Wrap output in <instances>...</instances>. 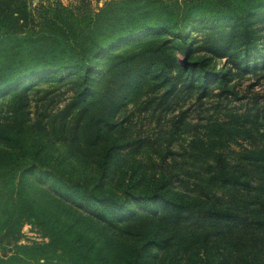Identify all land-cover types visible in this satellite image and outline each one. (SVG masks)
Wrapping results in <instances>:
<instances>
[{
    "label": "trees",
    "instance_id": "1",
    "mask_svg": "<svg viewBox=\"0 0 264 264\" xmlns=\"http://www.w3.org/2000/svg\"><path fill=\"white\" fill-rule=\"evenodd\" d=\"M31 1L0 0V94L38 76L58 73L63 78L82 71L70 106L80 107L81 118L96 108L90 122L97 135L103 127L116 126V114L136 89L129 91L152 64L168 84L164 95L197 89L199 98L214 89L218 97L234 96L232 70L264 68V27L257 26L264 23V0H110L96 11H75L76 19L73 10L54 3L44 17L45 29L26 34L34 21ZM80 12L87 15L83 22L77 20ZM192 25L216 31L228 26L225 37L209 34L205 44L212 55L227 57L230 67L216 69L205 59L193 60L187 33ZM170 27L176 29L180 61L166 51L164 41L113 53L125 39ZM229 48L236 50L234 56H228ZM101 58L114 61L99 66ZM261 117L264 107L256 111L255 118ZM117 150L114 143L107 145L93 186L48 163L39 148L22 177L36 171L59 180L97 218L126 226L141 239L140 245L126 247L128 253L117 246L95 248L86 235L23 196L18 185L13 210L0 219V246L13 248L8 256H0V264H154V249L169 253L162 264H264V142L231 156L215 148L198 149L205 166L193 172L191 188L178 189L172 174L162 171L147 191L131 183L119 195L103 193L107 163ZM136 205L145 211L137 215ZM25 223L43 240L20 243ZM197 247L201 254L193 256Z\"/></svg>",
    "mask_w": 264,
    "mask_h": 264
},
{
    "label": "rangeland",
    "instance_id": "2",
    "mask_svg": "<svg viewBox=\"0 0 264 264\" xmlns=\"http://www.w3.org/2000/svg\"><path fill=\"white\" fill-rule=\"evenodd\" d=\"M108 1L32 0L30 8L34 21L26 34L45 29L44 17L51 12L54 3L73 10L72 18L76 19L75 11L84 7L96 11ZM166 1L175 3L177 0ZM80 14L77 20L85 21L87 15ZM257 26L264 27V23ZM227 32V25L217 31L208 26L192 25L187 33L194 49L193 60L205 59L216 69L230 67L232 62L227 57L212 55L205 44L209 34L225 37ZM261 32L264 33V29ZM152 36L156 38L151 40ZM133 40L136 42L131 44ZM154 41H164L166 51L173 52L180 61L174 27L125 39L113 53ZM262 42L264 47V40ZM235 52L229 48L228 56H234ZM113 61L101 58L98 65ZM232 72L229 84L235 91L234 96L218 97L216 89L203 98L198 97L197 89H182L166 96L168 84L163 83V75L152 64L149 72L129 91L136 89L134 96L116 114V126L103 127L98 135L90 122L96 108L81 118L80 107L70 106L79 90L82 71L63 78L58 73L38 76L3 92L0 94V219L13 210V197L17 196L19 185L23 196L35 199L47 212L70 225L73 231L86 235L95 248L107 251L117 246L123 248V253H128L126 247L132 249L140 245L141 239L128 232L126 226L121 223L115 226L97 218L80 198L63 187V183L43 172H29L22 177V171L29 168L32 152L39 148L48 163L58 165L66 175L93 186L99 177L105 148L114 143L118 150L113 161L107 163L110 172L104 177L107 181L100 188L101 192L119 195L124 186L131 183L147 191L162 171L172 174V185L178 189L182 186L191 188L193 172L205 166V159L198 155V149L215 148L231 156L242 150L257 149L264 142L261 136L264 134V117L255 118L257 109L264 107V68L249 73ZM135 207L137 215L145 211L143 206ZM41 240L42 236L31 224L23 225L20 243ZM12 251V246H0L2 257ZM154 251V264L168 260L166 251ZM199 251L198 247L192 251L193 256L201 254Z\"/></svg>",
    "mask_w": 264,
    "mask_h": 264
}]
</instances>
